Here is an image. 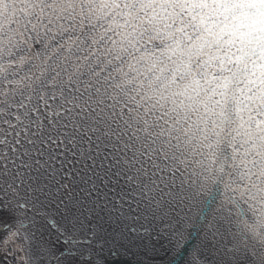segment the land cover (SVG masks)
Returning <instances> with one entry per match:
<instances>
[{"label":"snow or ice","instance_id":"obj_1","mask_svg":"<svg viewBox=\"0 0 264 264\" xmlns=\"http://www.w3.org/2000/svg\"><path fill=\"white\" fill-rule=\"evenodd\" d=\"M109 229L264 264V0H0V246L103 264Z\"/></svg>","mask_w":264,"mask_h":264},{"label":"water","instance_id":"obj_2","mask_svg":"<svg viewBox=\"0 0 264 264\" xmlns=\"http://www.w3.org/2000/svg\"><path fill=\"white\" fill-rule=\"evenodd\" d=\"M209 190H211V185L208 186ZM207 194V193H206ZM193 205L196 204V201H192ZM211 200H209V204ZM205 209H207V205H204ZM197 212L196 207L194 206L192 209V216L195 217ZM110 236L116 237V242L123 243V247L119 243H116L115 246L109 250L108 247H105L103 252V264H148L147 258L144 255H139L133 253L128 249L138 250V246L142 248V242L139 240H133L131 237L123 238L119 237L118 233L113 232L111 229L108 230ZM189 231L191 233L189 237V250H195L201 243L202 237L204 233L200 231L199 227L189 226ZM202 251L207 255L208 250L202 249ZM184 256V260L187 261L189 256L185 253L182 254ZM0 263L3 264V260L0 253Z\"/></svg>","mask_w":264,"mask_h":264},{"label":"rangeland","instance_id":"obj_3","mask_svg":"<svg viewBox=\"0 0 264 264\" xmlns=\"http://www.w3.org/2000/svg\"><path fill=\"white\" fill-rule=\"evenodd\" d=\"M202 242V240H201ZM116 243H119V242H116ZM121 245V247L124 248L123 246V243H119ZM201 244V243H200ZM126 250H128V248H125ZM131 250V252L133 253H136V254H139V255H143L142 254V251H138V250H133V249H129V251ZM0 251H1V257H2V260H3V264H19V261L17 260V258L13 255H10L7 251H5L3 249L2 246H0ZM7 257H6V256ZM1 264V263H0Z\"/></svg>","mask_w":264,"mask_h":264},{"label":"bare ground","instance_id":"obj_4","mask_svg":"<svg viewBox=\"0 0 264 264\" xmlns=\"http://www.w3.org/2000/svg\"><path fill=\"white\" fill-rule=\"evenodd\" d=\"M3 233H0V239H2V237H3ZM129 250V249H128ZM131 251V250H130ZM6 256V255H5ZM7 257V256H6ZM11 264V263H10Z\"/></svg>","mask_w":264,"mask_h":264},{"label":"flooded vegetation","instance_id":"obj_5","mask_svg":"<svg viewBox=\"0 0 264 264\" xmlns=\"http://www.w3.org/2000/svg\"><path fill=\"white\" fill-rule=\"evenodd\" d=\"M0 253H1V251H0Z\"/></svg>","mask_w":264,"mask_h":264}]
</instances>
